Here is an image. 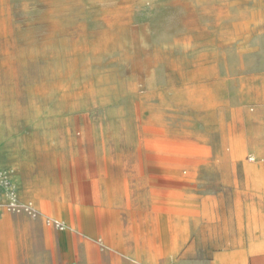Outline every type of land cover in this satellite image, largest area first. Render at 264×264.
Segmentation results:
<instances>
[{
  "label": "rangeland",
  "instance_id": "1",
  "mask_svg": "<svg viewBox=\"0 0 264 264\" xmlns=\"http://www.w3.org/2000/svg\"><path fill=\"white\" fill-rule=\"evenodd\" d=\"M0 168L44 229L0 264H189L203 190L230 223L234 191L264 201V0H0ZM153 209L170 247L124 260Z\"/></svg>",
  "mask_w": 264,
  "mask_h": 264
},
{
  "label": "crops",
  "instance_id": "2",
  "mask_svg": "<svg viewBox=\"0 0 264 264\" xmlns=\"http://www.w3.org/2000/svg\"><path fill=\"white\" fill-rule=\"evenodd\" d=\"M255 182L260 179V177H252ZM254 181L252 184L255 183ZM258 182H256L257 184ZM223 187V186H222ZM222 187H218L219 189ZM245 188V187H244ZM242 189V188H241ZM234 191L233 208L236 210L234 216L235 220L230 223L226 220L225 215L222 213V203L220 202L221 194H215L213 192L205 189L202 191V201L204 206L202 208L203 216H213L214 219H207L201 224L192 223L191 226V237L186 244V257L187 263L189 264H264V250L262 253L252 254L253 248H264V227L256 229L250 227L247 223L243 222V216L245 214L242 211L250 206V209H257L260 212H264V201L263 197L258 191H251L245 193L242 190ZM257 190V187H255ZM24 197L27 194L23 193ZM3 195L0 194V241H6L10 237V231L14 228L23 229H35L42 227V222L40 220L34 221L30 219L24 213H10L4 209ZM216 203V209H211L210 204ZM224 206V204H223ZM241 210V211H240ZM22 212V211H20ZM26 214L32 215V217H37L36 214L23 211ZM138 219L139 223L144 224L145 221L152 222L148 229H142L144 231H139L137 239H130L129 235H126L125 245V255H123L124 260H131L130 257H140L142 261H150V259L158 258L159 255H155V251H146L148 242L151 237H154L151 241L159 238L161 240V247H170L169 243L163 244V239L161 233L168 232L169 221L162 216V214L157 213L156 209L151 211H140ZM165 226V229H161V226ZM157 227L156 230H154ZM160 227V228H159ZM141 229V228H140ZM42 227V231H43ZM147 233V234H146ZM148 235V237H146ZM147 238L149 241L146 242ZM169 242V238L165 240ZM117 245V244H116ZM155 246V245H154ZM205 248H217V250L212 252V256L208 257L205 255L204 251L200 254L196 249ZM258 252V251H256ZM105 257H109L105 254Z\"/></svg>",
  "mask_w": 264,
  "mask_h": 264
},
{
  "label": "built area",
  "instance_id": "3",
  "mask_svg": "<svg viewBox=\"0 0 264 264\" xmlns=\"http://www.w3.org/2000/svg\"><path fill=\"white\" fill-rule=\"evenodd\" d=\"M0 193L5 197L4 204L7 205L8 210L20 212L19 210L26 208L19 203L12 169L0 168Z\"/></svg>",
  "mask_w": 264,
  "mask_h": 264
},
{
  "label": "bare ground",
  "instance_id": "4",
  "mask_svg": "<svg viewBox=\"0 0 264 264\" xmlns=\"http://www.w3.org/2000/svg\"><path fill=\"white\" fill-rule=\"evenodd\" d=\"M21 196L23 198H25L24 194H23V191H21ZM4 202H5V197L3 196V202L2 203H4ZM19 203L21 204V201H19ZM22 204H24L23 206H25L26 208L25 209H21L19 211H26V212H29V213H33V212H35L37 210L36 207L34 206L33 202L22 203ZM57 223L59 224V226L61 225V223L59 221H57Z\"/></svg>",
  "mask_w": 264,
  "mask_h": 264
}]
</instances>
